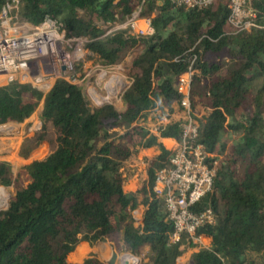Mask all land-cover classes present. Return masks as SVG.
Segmentation results:
<instances>
[{"label":"trees","instance_id":"trees-1","mask_svg":"<svg viewBox=\"0 0 264 264\" xmlns=\"http://www.w3.org/2000/svg\"><path fill=\"white\" fill-rule=\"evenodd\" d=\"M6 1L0 0V9ZM251 6L258 26L237 30L228 22L227 0L202 8L171 0H22V19L38 25L50 15L64 23L69 37H87V57L98 66L134 53L125 65L131 83L121 95L123 110L112 103L93 107L80 85L63 78L46 94L31 84L0 86V125L24 122L43 102L31 132L49 124L52 141L45 156L16 175L0 160V185L15 186L0 209V264H112L117 252L140 255L146 247L150 264H177L184 250L171 240L173 223L153 185L156 170L172 155L163 139L181 138L177 82L193 60L198 142L218 158V169L212 188L193 207L214 210L215 222L197 232L211 239L210 248H199L191 259L264 264V0ZM139 7L151 18L152 35L126 29L104 35ZM163 114L168 121L157 133L140 123L150 115L158 122ZM38 145L27 137L20 156L29 158ZM153 146L159 152L147 159L148 179L126 190L135 174L132 161ZM139 205L143 219L136 226L132 211ZM81 239L91 246L110 242L112 258L73 262Z\"/></svg>","mask_w":264,"mask_h":264},{"label":"built area","instance_id":"built-area-1","mask_svg":"<svg viewBox=\"0 0 264 264\" xmlns=\"http://www.w3.org/2000/svg\"><path fill=\"white\" fill-rule=\"evenodd\" d=\"M171 1L176 6L202 8L210 6L216 0ZM227 1L230 9L228 22L232 27L245 30L258 26L255 20L257 12L251 6L252 0ZM21 6L22 0H7L0 9V86L11 83L31 84L46 94L58 78L79 83L80 79L76 77L77 65L84 61L89 39L69 37L64 23L50 15H46L40 24L34 25L20 17ZM141 11L142 7H139L104 35L119 29H126L136 36L152 35L154 28L151 18L142 16ZM44 59L53 61L56 70L54 75L40 71ZM193 62L194 60L177 82L184 119L181 138L173 139L169 145L168 148L172 150L169 165L156 170L153 185L154 193L164 200L168 217L173 223L171 240L181 243L183 250L191 244L198 248H210L208 238L197 232L199 228L213 224L216 220L212 207L201 212H196L193 208L212 188L218 169V158L198 142L199 124L191 103L195 75ZM87 91L93 100L98 101V97L92 92V85L87 87ZM167 121V116L163 114L151 131L157 133L159 125ZM33 129L32 125L30 131ZM134 219L136 226L142 224L141 219ZM183 237L185 241H182Z\"/></svg>","mask_w":264,"mask_h":264},{"label":"rangeland","instance_id":"rangeland-1","mask_svg":"<svg viewBox=\"0 0 264 264\" xmlns=\"http://www.w3.org/2000/svg\"><path fill=\"white\" fill-rule=\"evenodd\" d=\"M100 25L105 27L102 24ZM133 53L134 52L130 51L122 60V62L109 67H102L94 64L91 59H88L87 53L85 55L84 61L78 63L81 64L82 67L79 69L77 68L76 77L80 79V82L77 84L83 88L87 96V99L89 100L90 104L93 107L100 106L101 102L102 104L107 102L115 105V107L118 110H123L125 108L122 102L121 95L123 91L131 83V79L125 73V65L130 61ZM40 71L47 75H54L56 70L53 65V61L44 59L41 63ZM89 85H92V92L96 95V97H98V101L93 100L90 97L87 91V87ZM42 108H43V102L39 105L38 109L34 112V114L31 116L28 122H23V123L8 122L0 125V129L2 128V130H0V160L12 164L13 172L15 175L17 174L19 168L22 165L31 162V160L33 159L42 158L51 150L52 141L49 138V131L51 129V126L49 124L47 129H45L44 131H39L38 133L35 132L32 133L30 131L31 124H33V121L38 120ZM182 114L183 112H181V115ZM157 116L158 115H156L155 117ZM155 117L150 115L145 120H141L140 123H145L150 128L154 127L157 123L154 121ZM20 129L22 130V134H20V138L17 139L15 137V134L17 133L16 136H18ZM27 137H30L32 141H37L39 145L37 149L33 151V153L29 158L27 159L18 158L17 156L18 155L20 156L21 147L23 146V143L25 142ZM136 163H137V159L135 158L132 161L130 168L135 170V173L139 172V181L141 183L143 180L148 179V176H146V179L144 178L143 175L144 169L140 171L139 166H137ZM145 168L147 170V163ZM127 184L125 186V189L130 190V188L127 187ZM14 193H15L14 185L11 186L0 185V209H5L8 206L9 200L14 195ZM142 209L144 211V207L142 205L137 206V208H135L132 211L133 217L137 216L141 218ZM99 243H100V247H98V243H97L96 245L91 246V248L89 247L85 249L80 248L76 252L75 261L79 263H83L86 258L94 257L102 263H107V261H109L113 256L114 248L112 244L108 241L99 242ZM190 247H192V245H190ZM126 253L132 254L131 252H126V251L117 252L115 260L112 264H121V257ZM132 255L139 259V264H150L151 254L148 247H146V249L142 254L140 255L132 254ZM185 264H193V262L190 261L188 257Z\"/></svg>","mask_w":264,"mask_h":264},{"label":"crops","instance_id":"crops-1","mask_svg":"<svg viewBox=\"0 0 264 264\" xmlns=\"http://www.w3.org/2000/svg\"><path fill=\"white\" fill-rule=\"evenodd\" d=\"M41 114V113H40ZM40 117V116H39ZM31 117H29L28 119H26L24 122H28V120L30 119ZM13 123H18V122H13ZM21 123H23V122H21ZM158 123V122H157ZM156 123V124H157ZM33 125V127L34 128H36L38 125H39V120H37V121H33V124H31V126ZM30 126V127H31ZM152 128V127H151ZM20 134H22V130L20 129V131H19V135L18 136H16L17 135V133L15 134V137L18 139V138H20ZM13 137V136H12ZM163 141H164V143H165V145L167 146V147H169V145L172 143V141H173V138H165V139H163ZM159 152V150H158V148L156 147V146H153V147H150V148H145V149H142L140 152H139V154L136 156V159H137V163H136V165L137 166H139V170L141 171V170H143L144 169V178L146 177V175H147V170H146V168H145V166H146V163H147V159H151L154 155H156L157 153ZM18 158H24V157H20L19 155L17 156ZM24 159H27V158H24ZM139 185H140V181H139V172H136L135 174H134V176L129 180V182H128V184H127V187H129L130 188V190H136L138 187H139ZM141 218H139V217H137V216H135L136 218H138V219H143V209L141 210ZM208 241L209 242H211V239H209L208 238ZM78 244H80L79 246V248H87V247H89V248H91V245L88 243V241H86V240H83V239H81L79 242H78ZM77 244V245H78ZM98 247H100V243H98ZM76 248V247H75ZM199 248L197 247V246H193L192 245V247H190V245L189 246H187L185 249H184V253L178 258V261H177V264H185L186 263V260H187V258L189 257V259H190V261H192V259H191V256H192V253L194 252V251H197ZM70 257H73V256H70ZM73 262H76L75 260H72ZM193 262V261H192ZM194 264V263H193Z\"/></svg>","mask_w":264,"mask_h":264},{"label":"bare ground","instance_id":"bare-ground-1","mask_svg":"<svg viewBox=\"0 0 264 264\" xmlns=\"http://www.w3.org/2000/svg\"><path fill=\"white\" fill-rule=\"evenodd\" d=\"M126 261L132 262L134 264H139V259L129 253H126L121 257V264H124Z\"/></svg>","mask_w":264,"mask_h":264},{"label":"water","instance_id":"water-1","mask_svg":"<svg viewBox=\"0 0 264 264\" xmlns=\"http://www.w3.org/2000/svg\"><path fill=\"white\" fill-rule=\"evenodd\" d=\"M0 130H2V128ZM124 264H134V263L126 261Z\"/></svg>","mask_w":264,"mask_h":264}]
</instances>
